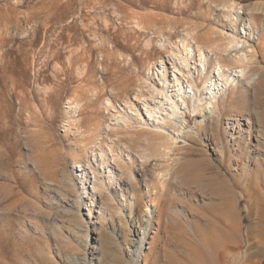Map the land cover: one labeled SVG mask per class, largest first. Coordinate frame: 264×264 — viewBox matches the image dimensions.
<instances>
[{
    "label": "rangeland",
    "instance_id": "374dc122",
    "mask_svg": "<svg viewBox=\"0 0 264 264\" xmlns=\"http://www.w3.org/2000/svg\"><path fill=\"white\" fill-rule=\"evenodd\" d=\"M225 1L260 6L249 14L259 28L249 41L257 54L249 69L264 73V0H0V264H93L95 257L99 264H134L127 251L135 239L132 226H146L145 182L136 185L134 194L109 182L111 155L99 151L113 141L123 149L130 145L136 154L143 143L136 145L124 133L107 128L111 114L104 103L109 99L121 106L126 96L123 83L131 79L132 96L137 76L147 79L149 65L166 57L168 47L179 44L188 27L195 25L208 36L230 25L222 7ZM137 16L148 17L146 22L160 31L138 30L131 24ZM162 41L166 50L159 45ZM226 56L222 51L210 54L204 80L219 61L235 66ZM194 76L202 99L205 91ZM237 88L229 89L220 101L224 116H239L246 107L241 86ZM249 96L251 121L258 123L264 115V88ZM237 97L241 103L233 107ZM188 116L194 144L180 143L181 151L188 150L180 152L185 160L181 162L196 159L204 168L212 162L220 165L207 142L216 129L197 127L201 118ZM224 124L221 119V130ZM94 156L102 196L92 194L94 180L90 190L84 189L83 174L76 168L79 158L86 162ZM123 166L137 178L134 166ZM232 168L233 164L222 166L224 172ZM145 170L149 184L160 187L149 165ZM198 191L190 186L154 198V218L163 217L152 229L150 249H144L137 264H220L259 244L261 235L249 231L257 217L249 216L246 200L240 216H231L202 203ZM130 207L135 216L129 215ZM193 216L199 220L193 221ZM263 253L252 250V260L264 264Z\"/></svg>",
    "mask_w": 264,
    "mask_h": 264
},
{
    "label": "bare ground",
    "instance_id": "6f19581e",
    "mask_svg": "<svg viewBox=\"0 0 264 264\" xmlns=\"http://www.w3.org/2000/svg\"><path fill=\"white\" fill-rule=\"evenodd\" d=\"M257 5L251 3L244 6L225 1L222 7L230 25H225L219 33L212 32L207 36L203 32L207 36L205 37L194 25L186 29V33L175 47L170 46L168 50L162 41L159 45H162L164 50L167 49V56L149 65L147 79L137 76L135 81L138 84L132 88L134 90L132 96H128V89L132 87L128 84L131 79H128L123 81L126 93L123 104L116 106L109 99L104 103L111 114V123L107 128L112 132L124 133L136 145L143 143V146L138 144L139 150L136 154L129 150L130 145L123 149L113 141L106 150L99 151L102 156L104 154L106 157L108 152L111 155V168L107 166L109 182H115L116 185L118 183L133 194L136 185L140 186L142 181L145 182L147 202L143 219L146 218L144 219L146 226H132V236L135 239L131 240L132 249L129 248L130 250L127 251L134 264H137L143 256L155 223L159 226L163 217L160 214L157 220L154 218V213L157 212L154 198L160 194L181 193L184 188L190 186L200 191L199 198L202 203H211L210 205L220 209L221 213L240 216V205L246 200L249 205L247 209L249 216L255 214L257 217V220H254L256 222L248 227L252 235L255 232L261 235L259 244L253 243L249 247L250 252L247 251L242 255L238 251L233 257L230 256L231 259L220 261V264H256L251 258V251L258 249L264 252V115L263 113L262 116L258 115V123H255L251 121V111L248 109L249 93L256 94L264 88V73L249 69L257 59L256 50L249 41H253L259 33L255 18L249 14L260 8ZM147 18L137 16L131 20V24L141 31L147 27H154L159 32L161 28L156 24L149 25L146 22ZM239 23L242 24L240 29ZM172 26L169 25V30ZM204 37L206 41L203 40ZM214 51L227 53L226 60L235 66L229 67L219 61L214 71L204 80L209 56ZM126 60L129 65L132 63L128 58ZM195 73L198 80L200 79L202 90L205 91L202 99L198 96L201 90L194 79ZM238 86H241L242 104L246 107L239 110V116L237 114L224 116L223 113H219L220 101L224 99L229 89L237 92ZM238 97L234 99L233 107L241 103ZM188 114H195L201 118L196 123L197 127L216 129L215 134L208 138L207 142L220 165L212 162L204 168L199 161H195L196 159L194 161L189 159L190 161L185 164L181 162L184 159L180 152H188V150L185 148L182 149L185 151H181L180 143L194 144L195 133L188 120L190 117ZM221 119L225 123L224 130L220 128ZM187 146L191 150V146L189 144ZM226 163L233 164L234 168L224 172L222 166H226ZM97 164L96 156L93 161L86 162L79 158L76 168L81 171L80 175L83 174V178L80 176V184L84 189L90 190L89 184L94 180L91 192L102 196L101 182L96 177ZM123 165L128 168L134 166L133 170L138 173L137 178ZM148 165L150 176L160 185L158 188L154 187V183L149 184L146 179L145 167ZM128 212L130 216L136 214L132 207ZM192 212L195 213L194 210ZM198 220L193 216V221ZM256 237L255 239H258V236ZM93 260H95L93 264L100 263L99 257Z\"/></svg>",
    "mask_w": 264,
    "mask_h": 264
}]
</instances>
